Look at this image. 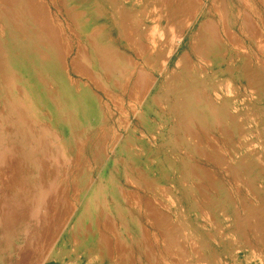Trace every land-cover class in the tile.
I'll use <instances>...</instances> for the list:
<instances>
[{
	"label": "rangeland",
	"instance_id": "rangeland-1",
	"mask_svg": "<svg viewBox=\"0 0 264 264\" xmlns=\"http://www.w3.org/2000/svg\"><path fill=\"white\" fill-rule=\"evenodd\" d=\"M0 220V264H264V0H0Z\"/></svg>",
	"mask_w": 264,
	"mask_h": 264
},
{
	"label": "bare ground",
	"instance_id": "bare-ground-1",
	"mask_svg": "<svg viewBox=\"0 0 264 264\" xmlns=\"http://www.w3.org/2000/svg\"><path fill=\"white\" fill-rule=\"evenodd\" d=\"M183 7H184V6H183ZM41 8H42V7H41ZM119 8H120V5L117 6L116 9H115V7H114V8L111 7L112 12L109 13L108 15H106L107 18H110L109 20H111L112 24L115 25V26H118L117 16H118V12H119L118 9H119ZM193 8H194V5H193ZM198 8H199V9H198ZM200 9H201V6H200V4L198 3V4L195 5V9L193 10V12H196V11L199 12ZM32 10H34V9H32ZM197 12H196V14H197ZM34 13H35V12H34ZM39 14H40V13H39ZM39 14H38V15H39ZM36 16H37V15H36ZM171 16H172V12H171V15L168 16V17H171ZM42 17H43V16H42ZM38 19H39V18H38ZM168 20H169V19H168ZM168 20H166V22H167L166 24H167V25H166L164 31L167 33V37H166V36H165V37H166L167 41L169 42V44L171 45V47H170L169 51H168L166 54H164V56H163L164 69L159 70V72H158V74H157V76L159 77V79H164V78L166 77V75H167V71H168V68H167V67H168V62H169V60H170L171 54H172L173 49H174V48H173V45H174V44L172 45V43H173V42H172V40H173V38H172L173 27L169 24V21H168ZM123 22H124V21H123ZM120 24H122V23H120ZM187 25H188V23H186V25H185L183 28L187 27ZM189 25H190V24H189ZM183 28H182V29H183ZM180 31H181V29H180ZM178 32H179V31H178ZM180 33H181V32H180ZM177 35H179L178 37H176V39H177V38L179 39V40H178V39H177V40L179 41V45H178V47L180 48L182 42L184 41V36H185V35H183V34H177ZM177 35H176V36H177ZM93 38H94V40H96V37H95V36H94ZM167 41H166V43H167ZM171 42H172V43H171ZM167 44H168V43H167ZM157 47H158V43H156V44L154 45V47H153L154 50H155V51H154V53H155L154 55H156V56H157V54H159V53H156V49H157ZM158 56H159V55H158ZM161 63H162V62H161ZM163 63H162V64H163ZM176 63H177V62H176ZM176 63H175V65H176ZM139 70H140V69H139ZM131 72H132V71H130V73H131ZM140 72H141V70L138 71V72H136L135 79H134V84H133L134 86L138 85L139 82H140V76H141V75H140ZM129 75H130V74H129ZM129 77H130V76H129ZM125 78H126V77H125ZM142 79L144 80V78H141V81L143 82ZM127 80H128V79H127ZM153 81H154V80H153ZM126 82H127V81H126ZM227 87H228V86H227ZM228 89H229V87H228ZM4 206H5V205H4ZM53 208H54V207H53ZM6 210H7V209H6ZM56 210H58V207H57ZM72 210H73V209H72ZM11 211H12V210H11ZM7 212H8V211H7ZM56 212H57V211H56ZM64 212H65V211H64ZM8 213H9V212H8ZM71 213H72V212H71ZM71 213H69V214L67 213L68 216H69ZM4 214H6V213H4ZM11 214H14V215H15V213H13V211H12ZM11 214H10V215H11ZM17 215H21V213H20V214H17ZM56 215H57V214H56ZM8 216H9V215H8ZM12 216H13V215H12ZM21 216H22V215H21ZM60 216H61V215H60ZM24 217H25V216H24ZM4 218H5V217H4ZM10 218H11V217H10ZM42 218H43V217H42ZM67 218H69V217H67ZM67 218H66V219H67ZM38 219H40V218H38ZM67 220H68V219H67ZM0 221H2V220H0ZM48 221H49V220H48ZM56 221H57V220H56ZM47 223H48V222H47ZM49 224H50V222H49ZM46 225H47V224H46ZM53 225H54V223H53ZM8 228H9V227H8ZM62 228H63V227H62ZM27 229H28V228H27ZM42 229H43V228H42ZM42 229H41V230H42ZM51 229L53 230V227H51ZM55 229H56V228H55ZM58 229H60V228H58ZM41 230H40V232H39V236H38V234L36 235V238H37V236L40 237V233H41V232L45 233V231H41ZM57 231H58V230H57ZM37 232H38V230H37ZM58 232H61V231H58ZM30 233H31V232H30ZM43 233H41V234H43ZM50 233H51V232H50ZM26 234H29V233H26ZM47 234H48V233H47ZM47 234H46V235H47ZM44 235H45V234H44ZM44 235H42V238H43V239L45 238ZM34 236H35V235H34ZM54 236H55V235H54ZM57 236H58V235H57ZM57 236H56V237H57ZM29 237H30V236H29ZM22 238H23V237H22ZM25 238H27V237H25ZM46 238H47V236H46ZM49 239H50V238H49ZM52 239H54V238H52ZM56 239H57V238H56ZM28 240H29V239H28ZM28 240H27V241H28ZM37 240H40V239H37ZM41 240H42V239H41ZM44 241H45V239H44ZM46 241H47V240H46ZM48 241H49V240H48ZM50 241H52V240H50ZM50 241H49L48 243H47V242H46V243H47V244H52V243L54 242V241H52V243H50ZM37 242H38V241H37ZM0 243H1V242H0ZM31 243L33 244L32 241H31ZM35 243H36V241H35ZM42 243H43V242H42ZM2 244H3V243H2ZM24 244H25V243H24ZM26 244H27V242H26ZM32 244H30V245H32ZM37 244H38V243H37ZM44 244H45V242L43 243V245H44ZM47 244H46V245H47ZM34 245H36V244H34ZM40 245L42 246V244H40ZM40 245H39V246H40ZM46 245H45V246H46ZM32 246H33V245H32ZM32 246H31V247H32ZM47 246H49V245H47ZM51 246H52V245H51ZM31 247H30V248H31ZM35 247H36V246H35ZM35 247H33V248L35 249ZM0 248H1V247H0ZM18 248H19V249H22L23 247L20 248V246H18ZM24 248H25V247H24ZM39 248H40V247H39ZM43 248L45 249V252H43V250H42ZM48 248H49V247H46V248H45V247H42L40 250H42L43 253H46V252H47L46 249L49 250ZM37 249H38V248H37ZM28 250L32 252V250H30V249H28ZM22 251H23V249H22ZM33 251L35 252V250H33ZM23 252H24V251H23ZM34 252H33V253H34ZM36 252H37V251H36ZM38 252H40V251H38ZM38 252H37V253H38ZM42 252H40L39 255L42 254ZM20 253H21V252H20ZM24 253H25V252H24ZM28 253H29V252H28ZM16 254H18V253H16ZM22 254H23V253H22ZM31 254H32V253H31ZM46 254H47V253H46ZM46 254H45V255H46ZM3 255H4V254H3ZM5 255H6V254H5ZM27 255H28V254H27ZM39 255H37V256H39ZM42 255H43V254H42ZM42 255H40V256H42ZM45 255H44V257H45ZM6 256H7V255H6ZM22 256H23V255H22ZM24 256H26V255H24ZM37 256H36V258H37ZM40 256H39V257H40ZM17 257H18V256H16V258H17ZM30 257H31V255H30ZM32 257H33V256H32ZM39 257H38V258H39ZM42 257H43V256H42ZM42 257H40V258H42ZM10 258H11V257H10ZM19 258H21V256H19ZM24 258H25V257H24ZM24 258H23V259H24ZM17 259H18V258H17ZM26 259H28V257H27ZM32 259H33V258H32ZM42 259H43V258H42ZM15 260H16V259H15ZM24 261H27V260L24 259ZM28 261H29V260H28ZM30 261H31V259H30ZM33 261H34V260H33ZM33 261H32V262H33ZM46 261H47V258H44V259L42 260L41 263H42V264H46ZM12 262H13V261H12ZM17 262H18V260L15 261V263H17ZM19 263H20V262H19ZM34 263H35V262H34ZM34 263H33V264H34ZM23 264H24V262H23ZM37 264H38V263H37ZM39 264H40V262H39Z\"/></svg>",
	"mask_w": 264,
	"mask_h": 264
}]
</instances>
